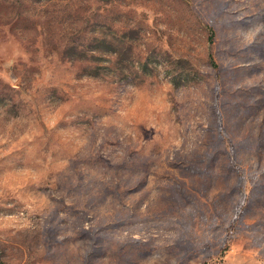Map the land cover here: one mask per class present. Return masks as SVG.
Segmentation results:
<instances>
[{
	"label": "rangeland",
	"instance_id": "1",
	"mask_svg": "<svg viewBox=\"0 0 264 264\" xmlns=\"http://www.w3.org/2000/svg\"><path fill=\"white\" fill-rule=\"evenodd\" d=\"M0 264H264V0H0Z\"/></svg>",
	"mask_w": 264,
	"mask_h": 264
},
{
	"label": "trees",
	"instance_id": "2",
	"mask_svg": "<svg viewBox=\"0 0 264 264\" xmlns=\"http://www.w3.org/2000/svg\"><path fill=\"white\" fill-rule=\"evenodd\" d=\"M212 65H213V67H214V68H216V66H215L214 62H212Z\"/></svg>",
	"mask_w": 264,
	"mask_h": 264
}]
</instances>
